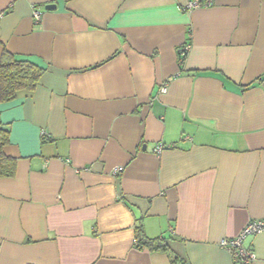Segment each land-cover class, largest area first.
I'll list each match as a JSON object with an SVG mask.
<instances>
[{
	"label": "crops",
	"instance_id": "crops-1",
	"mask_svg": "<svg viewBox=\"0 0 264 264\" xmlns=\"http://www.w3.org/2000/svg\"><path fill=\"white\" fill-rule=\"evenodd\" d=\"M191 1L0 0V63L45 70L0 102V264H234L264 219V0Z\"/></svg>",
	"mask_w": 264,
	"mask_h": 264
},
{
	"label": "trees",
	"instance_id": "trees-1",
	"mask_svg": "<svg viewBox=\"0 0 264 264\" xmlns=\"http://www.w3.org/2000/svg\"><path fill=\"white\" fill-rule=\"evenodd\" d=\"M185 57L186 55L181 59V62ZM44 72V68L40 65L28 60H18L5 51L0 63V102L13 101L22 91H34ZM9 141V129L0 127V178H10L16 174V160L7 157L4 153ZM141 235L143 246L149 248L150 251H169L168 238L149 239L143 233Z\"/></svg>",
	"mask_w": 264,
	"mask_h": 264
},
{
	"label": "built area",
	"instance_id": "built-area-1",
	"mask_svg": "<svg viewBox=\"0 0 264 264\" xmlns=\"http://www.w3.org/2000/svg\"><path fill=\"white\" fill-rule=\"evenodd\" d=\"M214 0H192L188 8L195 9L200 7H209L213 5ZM35 18L39 20V14H35ZM190 44L185 45L180 51L182 56L187 55L190 50ZM163 93L167 92V88H163ZM165 149L164 146L158 145L157 152H161ZM123 168H117L114 170L115 174L122 172ZM264 232V219L259 221H251L236 238H224L219 243V247L227 252L233 259L234 264H255L257 261L254 251L245 245V240L249 236L261 234Z\"/></svg>",
	"mask_w": 264,
	"mask_h": 264
},
{
	"label": "water",
	"instance_id": "water-1",
	"mask_svg": "<svg viewBox=\"0 0 264 264\" xmlns=\"http://www.w3.org/2000/svg\"><path fill=\"white\" fill-rule=\"evenodd\" d=\"M56 8V6L55 5H47L46 6V10H54Z\"/></svg>",
	"mask_w": 264,
	"mask_h": 264
}]
</instances>
